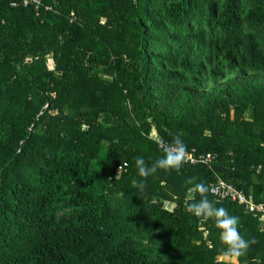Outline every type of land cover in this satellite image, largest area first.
Masks as SVG:
<instances>
[{
	"label": "trees",
	"instance_id": "trees-1",
	"mask_svg": "<svg viewBox=\"0 0 264 264\" xmlns=\"http://www.w3.org/2000/svg\"><path fill=\"white\" fill-rule=\"evenodd\" d=\"M9 3L0 264H264L259 215L205 194L255 240L232 258L214 221L186 207L195 183L217 179L264 207V0ZM152 129L216 158L142 178L135 159L151 166L164 154Z\"/></svg>",
	"mask_w": 264,
	"mask_h": 264
},
{
	"label": "clouds",
	"instance_id": "clouds-1",
	"mask_svg": "<svg viewBox=\"0 0 264 264\" xmlns=\"http://www.w3.org/2000/svg\"><path fill=\"white\" fill-rule=\"evenodd\" d=\"M186 145L179 135L174 136L172 141L168 143L163 149V155L157 159L151 166L146 165L145 159L139 156L135 159V165L138 175L142 178L148 177L155 173L157 169L164 170H178L186 158ZM192 178L189 179L191 183ZM137 188L143 189L144 180L141 179ZM210 191V187L205 183H195L191 189L188 190L187 211L193 216L207 221L212 219L215 227L218 229L219 240L223 245L225 255L232 258H238L244 255L249 246L255 243L254 239H245L239 231V218L231 215L229 211L223 206H216L214 202L210 201L205 195ZM195 193H200L199 200L195 199Z\"/></svg>",
	"mask_w": 264,
	"mask_h": 264
},
{
	"label": "built area",
	"instance_id": "built-area-1",
	"mask_svg": "<svg viewBox=\"0 0 264 264\" xmlns=\"http://www.w3.org/2000/svg\"><path fill=\"white\" fill-rule=\"evenodd\" d=\"M54 2L55 0H53L52 3L42 5L41 0H10L9 5L12 8L31 6L36 12H38L41 7H44L46 11H55ZM151 138L156 141L158 147L161 149H164L168 144L157 135L152 136ZM215 158L216 154L214 153H198L194 148H191L186 151L184 163L209 166ZM121 168L122 166H118V171H120ZM210 194L218 202L225 200L235 201L244 206L245 210L251 211L253 215H259L264 219V207L261 204H254L252 199L247 197L241 190L236 189L234 186L227 184L221 179H217V181L211 185Z\"/></svg>",
	"mask_w": 264,
	"mask_h": 264
},
{
	"label": "rangeland",
	"instance_id": "rangeland-1",
	"mask_svg": "<svg viewBox=\"0 0 264 264\" xmlns=\"http://www.w3.org/2000/svg\"><path fill=\"white\" fill-rule=\"evenodd\" d=\"M47 64L48 66L52 67V63L50 62V60H47ZM156 135V132L152 129L151 132H150V136H155ZM166 207L171 209L173 207L172 204H166ZM223 260L227 261V262H232V263H236V260L234 259H231V258H224Z\"/></svg>",
	"mask_w": 264,
	"mask_h": 264
}]
</instances>
